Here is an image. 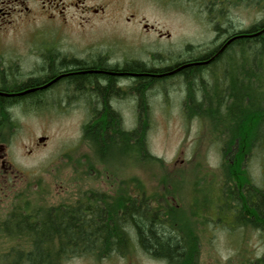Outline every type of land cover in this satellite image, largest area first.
I'll return each instance as SVG.
<instances>
[{
    "label": "rangeland",
    "instance_id": "obj_1",
    "mask_svg": "<svg viewBox=\"0 0 264 264\" xmlns=\"http://www.w3.org/2000/svg\"><path fill=\"white\" fill-rule=\"evenodd\" d=\"M63 1L76 4L67 9V25H59L68 31L63 44L75 53L105 52L155 68L207 54L226 39L227 31L247 30L264 19V8L242 1L216 0L214 15L218 17L221 8L224 11L221 24L220 19L209 16L211 3L204 5L202 0ZM145 25L155 30L147 31ZM29 29L22 26L17 30ZM11 33L4 36V46H26L20 36ZM214 68L202 73L205 79L212 80ZM202 74L198 73V79ZM186 95L183 77L157 82L147 93L151 117L147 144L154 160L132 159L115 145L101 158L84 137L88 119L77 112L59 116L53 112V104L45 110L29 109L14 118V125L4 117L8 121L0 125V141L8 145L7 157L16 171L8 179L0 178V221L8 224L14 208L74 205L77 196L89 190L114 197L123 189L128 195H147L156 207L168 205L171 216L166 224L196 241L198 264H249L264 259V231L228 230L217 219L212 201L222 165L227 162L209 118L186 112ZM131 97L124 95L120 105L123 127L128 131L137 127L139 113L132 112ZM263 157H252L245 169L234 168L235 180L251 179L263 187ZM5 232H0V258L11 259L22 249H17L21 245L14 241L15 233ZM94 256L72 255L63 264H165L149 260L133 240L120 248L119 256L112 251H98Z\"/></svg>",
    "mask_w": 264,
    "mask_h": 264
},
{
    "label": "trees",
    "instance_id": "obj_2",
    "mask_svg": "<svg viewBox=\"0 0 264 264\" xmlns=\"http://www.w3.org/2000/svg\"><path fill=\"white\" fill-rule=\"evenodd\" d=\"M224 1H242L264 8V0ZM208 2L211 4L207 8L212 11L209 16L220 19L221 24L224 11L221 8L216 17V0H202L204 5ZM219 29L216 27V30ZM227 32L228 39L242 37L230 43L224 54L211 66L196 67L197 63L204 62L199 60H204L211 52L182 61V64L190 62V66H195L187 70L183 68L188 64L182 66V77L187 89L185 108L187 113L209 118L216 140L220 141L222 156L227 162L222 165L221 182L216 188L212 186L217 193L215 201H212L217 219L228 230L253 228L264 231V186L254 184L251 179L238 183L235 180L237 175L233 172L234 168L245 169L252 157H263L264 154V19L247 30ZM231 49L234 50L232 53ZM131 66L137 68L138 72L146 68L142 62H135ZM213 66L215 68L210 73L212 80L205 79L202 73ZM199 72L203 77L198 79ZM82 78L85 76L81 75ZM140 81L136 88L140 110L135 129L125 130L121 116L113 113L109 107L108 98L114 86L107 87L102 95L106 113L84 124V137L93 144L101 158L115 145L121 146L124 155L132 159L154 160L147 144L151 118L147 103L150 81L146 82L147 78L142 77ZM9 120V124L14 125V120ZM5 121L8 120L0 118V125ZM246 152L251 155L250 158ZM92 192L87 198L90 202L87 207L91 209L84 208L86 204L81 195L67 212L51 211L44 214L40 225L30 226L21 219L11 224L0 221V232L5 230L13 231L16 235L30 234L33 242L32 246H18L17 249L22 250L11 259L2 256L0 264H63L72 255L85 257L96 255L98 251L105 254L115 249L119 252L131 241L133 233L137 234L142 250L166 260L167 264H198L200 250L196 241L182 234V229L166 224L170 223L171 216L168 205L156 207L147 195H128L123 189L120 192L118 190L115 197L107 194L98 196ZM100 224L105 227L99 229L96 225ZM54 233L59 239L57 247L47 243ZM24 249L29 251L24 252ZM249 264H264V259L259 258Z\"/></svg>",
    "mask_w": 264,
    "mask_h": 264
},
{
    "label": "flooded vegetation",
    "instance_id": "obj_3",
    "mask_svg": "<svg viewBox=\"0 0 264 264\" xmlns=\"http://www.w3.org/2000/svg\"><path fill=\"white\" fill-rule=\"evenodd\" d=\"M73 5L76 4L65 5L63 0H0V118L7 116L14 120L29 109L45 110L48 105L53 104L55 108L53 112L59 116L70 117L77 112L83 114L90 122L106 113L102 95L106 88L111 86H114V90L108 98V104L112 112L122 115L120 105L124 93H130L132 112L136 114L139 112L136 88L141 82L140 77L147 78L146 82L150 81L148 91L157 82L182 78V66L190 62L182 64V61H179L157 68L146 65V68L138 72L137 68L131 66L138 62L135 59L116 58L105 52L75 53L63 44V40L68 38V31L63 30L64 27H59L67 25V19L64 17L67 9ZM94 12L99 13L100 10ZM22 26L29 27L30 31L17 30ZM145 28L147 31L155 30L153 26L145 25ZM11 32L14 36H20L26 46L23 48L4 46V36L12 34ZM228 37L211 53L208 52L209 55L204 60L199 61L205 62L214 58L213 60L198 64L196 67L211 66L218 60L227 50V47L223 50L222 48ZM190 67L195 66L188 65L183 70ZM81 75L85 78L81 79ZM7 151L8 145L0 141V178L3 179L10 178L16 171L8 160ZM91 191L81 194L84 196L86 209H91L87 207L90 205L87 198ZM93 192L98 196L106 194L103 191ZM81 195L77 196V201ZM76 203L74 202V205ZM74 205L64 203L57 207L14 208L8 217V223L21 219L30 226L40 225L44 214L51 211L67 212ZM16 215L19 216L15 217ZM96 226L99 229L105 227L104 224ZM13 236L19 245H33L30 234L15 233ZM132 236L131 241L137 243L141 249L137 234L133 233ZM47 243L51 247H57L59 245L57 234L54 233ZM141 251L149 260L167 264L166 260L142 249ZM112 254L119 256L117 249L113 250ZM88 257L95 256L90 254Z\"/></svg>",
    "mask_w": 264,
    "mask_h": 264
},
{
    "label": "water",
    "instance_id": "obj_4",
    "mask_svg": "<svg viewBox=\"0 0 264 264\" xmlns=\"http://www.w3.org/2000/svg\"><path fill=\"white\" fill-rule=\"evenodd\" d=\"M245 36H247V35H245ZM245 36H244V37H245ZM239 37H242V36H235V37H232V38L228 39L227 42L224 44L222 50L225 49L230 43H232L235 39H237V38H239ZM222 50H221L219 53H221ZM216 56H217V55H216ZM213 59H214V58H212V59H210V60H208V61H205V62L197 63V64L209 63V62H210L211 60H213ZM188 65H190V64H188Z\"/></svg>",
    "mask_w": 264,
    "mask_h": 264
}]
</instances>
